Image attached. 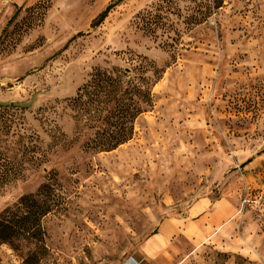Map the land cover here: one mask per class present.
Segmentation results:
<instances>
[{
	"label": "rangeland",
	"instance_id": "1",
	"mask_svg": "<svg viewBox=\"0 0 264 264\" xmlns=\"http://www.w3.org/2000/svg\"><path fill=\"white\" fill-rule=\"evenodd\" d=\"M113 1L0 0V221L48 208L0 264H264V0H123L91 28ZM96 70L150 97L110 151L92 147L110 110L72 102ZM221 194L228 218L145 255Z\"/></svg>",
	"mask_w": 264,
	"mask_h": 264
},
{
	"label": "trees",
	"instance_id": "2",
	"mask_svg": "<svg viewBox=\"0 0 264 264\" xmlns=\"http://www.w3.org/2000/svg\"><path fill=\"white\" fill-rule=\"evenodd\" d=\"M122 1L116 0L108 4L92 21L91 28L100 25L109 12ZM121 84L123 81L120 76L113 78L106 72L96 70L90 81L79 89V93L72 101L77 107L85 108L90 104L98 103L102 107L101 111L110 110L104 122L109 128H113V131L101 133L92 142V147L100 151H110L127 142L133 134V120L150 105L149 95L138 85L126 81L122 90ZM85 98L87 99L84 100ZM20 205V213L10 214L6 211L5 217L0 221V243L19 235L28 239H41L40 219L47 213L48 208L41 203L31 201V197H24ZM32 259H35V256L27 258L26 264Z\"/></svg>",
	"mask_w": 264,
	"mask_h": 264
},
{
	"label": "crops",
	"instance_id": "3",
	"mask_svg": "<svg viewBox=\"0 0 264 264\" xmlns=\"http://www.w3.org/2000/svg\"><path fill=\"white\" fill-rule=\"evenodd\" d=\"M207 71V68L204 67L203 73ZM158 85L156 84L155 87ZM251 161H249V165H252L253 162ZM245 166L246 164L243 167ZM233 199L230 195L221 194L213 202L208 197L197 200L188 208L185 217L166 220L161 224L158 234L146 242L145 255L153 258L159 253H167L171 244L170 240L175 234L181 233L193 240L200 239L207 229L205 223L208 222L209 226L213 227L214 223L210 225V221L223 222L225 218L231 215L235 210Z\"/></svg>",
	"mask_w": 264,
	"mask_h": 264
}]
</instances>
